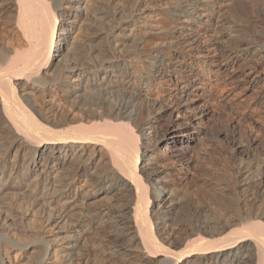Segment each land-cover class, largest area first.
<instances>
[{"label":"bare ground","instance_id":"1","mask_svg":"<svg viewBox=\"0 0 264 264\" xmlns=\"http://www.w3.org/2000/svg\"><path fill=\"white\" fill-rule=\"evenodd\" d=\"M164 1L152 26L139 5L0 0L28 44L0 47V197L33 190L66 228L0 230L28 264H264V0ZM53 87L71 116L36 104Z\"/></svg>","mask_w":264,"mask_h":264},{"label":"rangeland","instance_id":"2","mask_svg":"<svg viewBox=\"0 0 264 264\" xmlns=\"http://www.w3.org/2000/svg\"><path fill=\"white\" fill-rule=\"evenodd\" d=\"M109 1H115L119 4L123 5H139L144 10V16L146 17V20L149 21L150 24H153L152 26H155L159 16L157 12V6H160L163 4L164 6V0H109ZM255 14L253 16V20L256 22V26L260 27L264 25V11L257 10V7L255 6ZM257 10V11H256ZM257 15V16H256ZM62 20V17L59 19ZM61 25V23H60ZM59 25V26H60ZM153 31H157L156 28L153 29ZM9 46L11 49H25L27 44V41L24 37V35L19 31V29L16 26V23L13 19H0V47L1 46ZM36 97V99H35ZM251 97V96H250ZM247 98L249 96L247 95ZM34 99L36 101V104L44 107L49 108L50 110H53L54 112H58L59 114L62 112H67L66 114L68 116H71L72 109L69 106H66V104H63V100L61 99L60 93L56 92L55 88L53 87L46 93L45 95H39L35 94ZM66 107V108H64ZM61 110H64L61 112ZM66 110V111H65ZM260 142L255 144L252 147V153L255 157H263L264 156V144L262 142L259 145ZM220 147L223 148V144L220 143ZM164 148V145L162 144V147ZM255 148V149H254ZM254 150V151H253ZM218 151L220 149L218 148ZM2 152L0 151V156ZM219 155V156H218ZM15 156V148L11 149L8 153L7 160H8V166L11 165V162L14 159ZM217 156L215 161V166L217 168L221 167V161L222 158L220 157V154L215 155ZM221 159V161L219 160ZM21 163V162H20ZM219 165V166H218ZM11 167V166H10ZM9 172V169H8ZM8 177V173H6L5 179ZM34 176H32L33 178ZM76 186H74V191L79 187L80 190L87 188L90 186V183L88 180L86 181V177L83 176L77 182L75 183ZM78 189V190H79ZM35 190V189H34ZM79 190V191H80ZM33 191V190H32ZM31 190L27 191H9V193H6L3 197H0V211L6 212L11 218L10 225L7 226L4 224V218L2 217V214L0 213V230H4V232L8 235L9 238H11L12 242H27L28 240L32 239H42V238H50V239H60L66 234V228H64L61 225H56V222L52 220L47 214L46 209L39 207L36 202L33 200L32 192ZM22 193V194H21ZM72 193V194H73ZM31 195V196H30ZM69 197L63 198L60 200V202H55L53 205H56L57 207H61L63 204L61 202L67 201ZM83 204H80L79 207L86 212L87 209L85 206H82ZM91 207H96L97 204L92 203L90 205ZM39 209V211H38ZM13 215V216H12ZM55 224V225H54ZM27 240V241H26ZM3 246V247H2ZM3 250H2V249ZM3 243H0V252H3L4 250L6 252L9 251V257L6 259V264H28L30 262V258L32 257V254H30L29 250L20 249L19 246L16 248H6ZM8 249V250H7ZM37 249V248H36ZM17 254L16 257H14ZM10 260V261H9Z\"/></svg>","mask_w":264,"mask_h":264}]
</instances>
